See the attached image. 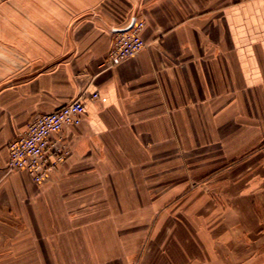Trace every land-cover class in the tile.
<instances>
[{"label": "crops", "instance_id": "crops-1", "mask_svg": "<svg viewBox=\"0 0 264 264\" xmlns=\"http://www.w3.org/2000/svg\"><path fill=\"white\" fill-rule=\"evenodd\" d=\"M133 13L147 17V45L110 67V29ZM75 99L86 113L51 136L69 154L49 179L8 171L9 142ZM257 140L264 0H0L3 262L264 264ZM243 155L257 164L226 167L224 197L196 192L187 211H161L186 175Z\"/></svg>", "mask_w": 264, "mask_h": 264}, {"label": "built area", "instance_id": "built-area-1", "mask_svg": "<svg viewBox=\"0 0 264 264\" xmlns=\"http://www.w3.org/2000/svg\"><path fill=\"white\" fill-rule=\"evenodd\" d=\"M145 27L146 21L136 13L123 23L112 26L113 42L106 64L110 67L118 65L144 49L147 45L143 37ZM98 97V92L92 95L94 99ZM85 113L84 100L75 99L52 112L35 116L26 131L8 144L9 170L26 171L38 183L47 181L56 165L65 161L69 154V149L55 147L51 136L67 126L80 125Z\"/></svg>", "mask_w": 264, "mask_h": 264}, {"label": "rangeland", "instance_id": "rangeland-1", "mask_svg": "<svg viewBox=\"0 0 264 264\" xmlns=\"http://www.w3.org/2000/svg\"><path fill=\"white\" fill-rule=\"evenodd\" d=\"M140 18H143L146 21V26H147V17L145 15H141ZM104 62L106 63V60ZM263 145H264V140H259V141L257 140L255 142H252V144L249 145L248 152L251 155L254 151L258 150ZM250 155L247 158L245 157V155H243L244 156L243 158L240 156L221 158L218 159L217 162L214 164L213 167L214 170L200 172V174H196V175L193 174L186 175V179H185L186 187L177 195V197L175 196V198L172 199L168 205H165L163 210L161 211L176 213V212H181L184 207H185L184 211H187L188 206L183 203L187 202L188 198L192 197V195L196 192H199L201 194H208L213 197L215 196V198L224 197L223 193L220 192V188L217 186L218 184H220L219 183L220 181L223 182L222 180V178L224 177L223 171H226L225 168L228 167L230 164L238 167H241L243 165L244 167L248 163L249 166H255L257 164L258 157L252 158ZM8 171L11 170H9L8 168ZM15 171L17 170H12L11 172H15ZM156 211H159V209ZM12 255H14L13 259L11 258L10 260L6 259V261L4 260V262L0 258V264H29V262L27 261V256L29 254L22 253L19 254V257L16 256V254H10L9 257ZM7 257L8 256H6L5 258ZM22 257L26 258L25 262L22 261L21 259Z\"/></svg>", "mask_w": 264, "mask_h": 264}]
</instances>
